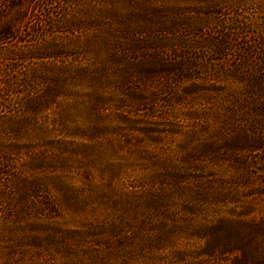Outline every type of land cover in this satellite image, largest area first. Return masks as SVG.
<instances>
[{"label":"rangeland","instance_id":"obj_1","mask_svg":"<svg viewBox=\"0 0 264 264\" xmlns=\"http://www.w3.org/2000/svg\"><path fill=\"white\" fill-rule=\"evenodd\" d=\"M0 264H264V0H0Z\"/></svg>","mask_w":264,"mask_h":264}]
</instances>
